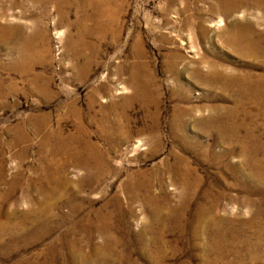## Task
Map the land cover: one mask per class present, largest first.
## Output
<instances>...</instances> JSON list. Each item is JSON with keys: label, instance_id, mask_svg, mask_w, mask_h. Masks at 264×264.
<instances>
[{"label": "rangeland", "instance_id": "rangeland-1", "mask_svg": "<svg viewBox=\"0 0 264 264\" xmlns=\"http://www.w3.org/2000/svg\"><path fill=\"white\" fill-rule=\"evenodd\" d=\"M86 1L3 6L0 264H264V15L245 52L212 0H113L118 40Z\"/></svg>", "mask_w": 264, "mask_h": 264}, {"label": "bare ground", "instance_id": "bare-ground-1", "mask_svg": "<svg viewBox=\"0 0 264 264\" xmlns=\"http://www.w3.org/2000/svg\"><path fill=\"white\" fill-rule=\"evenodd\" d=\"M6 2L3 4V0H0V19L6 17L7 11L3 8L4 5L10 7L19 6L22 11H24V6L27 2L37 3L48 9L49 6H52L56 13L59 16V23L65 19V11L63 10V6L65 3H70L68 0H5ZM96 1V2H95ZM115 1V0H114ZM65 2V3H63ZM95 2V3H94ZM113 0H88L85 5L81 6V10H83L84 20H91L95 23L89 27V34H95L96 37H103L105 32L111 31L116 40L120 37L119 28L116 27L114 29L112 27V22H114V14L112 10ZM90 7L93 9V13L87 15L88 12H85V8ZM114 8V7H113ZM26 10V9H25ZM46 12V11H45ZM210 12L213 14H217L223 18H232L234 20L239 21L236 23L234 28L232 27L229 30L230 37L226 40V44L228 46H232L235 48H240L238 50L245 52H252L256 50L255 47L251 46V43H246L244 41V36L250 33L255 27L252 23L253 18L257 15H264V0H212L210 6ZM255 14V15H253ZM243 15L244 17H241ZM249 19H248V18ZM241 19V20H240ZM250 20V21H249ZM251 22V23H250ZM88 30V28H87ZM81 31V30H80ZM23 29L21 26H11V25H3L0 22V43H7L9 38L15 34H22ZM86 33V32H85ZM228 33V32H227ZM12 36V37H13ZM82 39V38H81ZM87 46V45H84ZM90 60V59H89ZM139 68V67H137ZM142 68V67H141ZM143 69V68H142ZM135 83H133L134 86ZM130 85V83H129ZM132 87V86H131ZM42 88V87H41ZM242 88L245 94H262L264 93V84L257 83L253 85L251 83H242ZM69 109L72 111L76 110V105L73 103L69 106ZM114 131L112 133L113 137H116L118 140H126L130 138V135L123 130L121 126L114 125ZM83 130L80 127L78 135L82 134ZM78 137V136H77ZM77 137H70L69 139L63 140L62 135L59 136V146L63 147L66 164H70L73 161L78 162H87L90 163L92 160L97 162L99 166H102L107 162V157L105 154L101 153L99 149H97L93 144L88 141L81 146L80 143L77 142ZM63 140V141H61ZM84 141V140H83ZM60 149V148H59ZM85 164V163H84ZM66 167V166H65ZM201 225V224H200Z\"/></svg>", "mask_w": 264, "mask_h": 264}]
</instances>
